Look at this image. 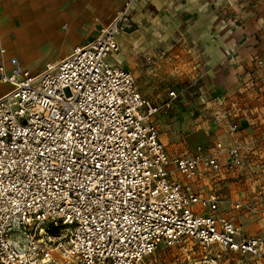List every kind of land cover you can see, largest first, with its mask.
Listing matches in <instances>:
<instances>
[{
    "label": "built area",
    "instance_id": "built-area-1",
    "mask_svg": "<svg viewBox=\"0 0 264 264\" xmlns=\"http://www.w3.org/2000/svg\"><path fill=\"white\" fill-rule=\"evenodd\" d=\"M134 26L129 1L40 72L0 59V264H155L161 245L191 242L264 264V237L242 233L224 210L251 205L201 183L238 166L240 147L224 149L225 163L221 142L170 152L156 117L178 92L156 104L110 60Z\"/></svg>",
    "mask_w": 264,
    "mask_h": 264
},
{
    "label": "rangeland",
    "instance_id": "rangeland-1",
    "mask_svg": "<svg viewBox=\"0 0 264 264\" xmlns=\"http://www.w3.org/2000/svg\"><path fill=\"white\" fill-rule=\"evenodd\" d=\"M83 3L74 7V16L84 13V19L75 18L72 28L75 35L83 33L90 24L88 18L99 23L95 18L98 8L92 3ZM228 5L233 10L229 18L243 29L244 40L248 42L246 49L236 53L235 63L239 62L242 68L233 85L228 90L206 88L209 81L198 72L192 76L180 72L156 74L162 69L160 64L161 69L148 70L147 86L155 94L160 89L178 92L176 102L156 117L160 139L170 152L205 153L213 151L216 143L221 142L223 150L219 157L225 163L228 154L224 149L231 144L240 147L242 160L238 166L232 170L222 166L218 172L206 173L201 183L221 189L232 199L249 203L252 208L248 210H237L229 205L224 210L242 233L264 237V0H229ZM15 46L6 45L7 57H20V64L33 72L43 70L46 62L55 61L62 50L37 42L27 51L26 47L19 50L18 56ZM115 60L119 63L121 59ZM133 75L137 84H144V75ZM7 89V85L0 84V94ZM50 234L57 232L52 230ZM151 258L155 264H201L209 260H215L214 264H253L237 253L218 248L209 252L192 242L189 251L179 246L161 245Z\"/></svg>",
    "mask_w": 264,
    "mask_h": 264
},
{
    "label": "crops",
    "instance_id": "crops-1",
    "mask_svg": "<svg viewBox=\"0 0 264 264\" xmlns=\"http://www.w3.org/2000/svg\"><path fill=\"white\" fill-rule=\"evenodd\" d=\"M129 1L135 26L120 35V51L111 61L130 68L139 76L144 75L145 82L138 84L139 90L152 102L160 104L169 93V89H160L155 94L147 86L148 70H159L161 65L162 69L156 74L180 72L192 76L200 73L209 81L206 88L227 89L237 80L242 65L235 63L236 53L246 49L248 42L244 40L243 29L229 18L233 16L229 0H0V59L5 64L11 62L10 66L6 65L10 68L12 59L20 62V57H7L6 45L16 44L18 54L22 48L26 47L27 51L29 46L39 42L62 49L55 58V61L60 60L74 47L89 42L97 29ZM83 2L98 8L95 18L99 23L88 18L90 24L83 33L75 35L72 32L75 18L84 19V13L82 17L74 16V7ZM91 28L94 29L92 34ZM161 51L165 52L163 57L153 63L146 61L147 55L157 56ZM118 57L119 63L115 60Z\"/></svg>",
    "mask_w": 264,
    "mask_h": 264
},
{
    "label": "bare ground",
    "instance_id": "bare-ground-1",
    "mask_svg": "<svg viewBox=\"0 0 264 264\" xmlns=\"http://www.w3.org/2000/svg\"><path fill=\"white\" fill-rule=\"evenodd\" d=\"M7 66H10L11 65V62L10 63H7L6 64ZM8 68V67H7ZM11 68V67H10ZM10 68H8V69H10ZM24 68V67H23ZM45 68V67H44ZM25 69H28L29 70V68H25ZM0 84H2V83H0ZM6 85V84H5ZM8 86V85H7ZM5 92V91H4ZM3 92V93H4ZM2 93V94H3ZM1 95V94H0ZM47 237L49 238V240L50 241H54L55 239H57V235H52V234H47ZM214 264V263H216V261L215 260H209V261H203V262H201V264Z\"/></svg>",
    "mask_w": 264,
    "mask_h": 264
}]
</instances>
